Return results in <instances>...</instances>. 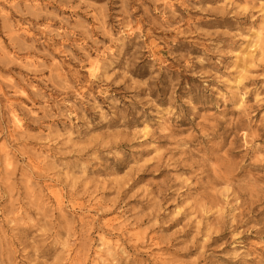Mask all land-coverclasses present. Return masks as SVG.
Returning a JSON list of instances; mask_svg holds the SVG:
<instances>
[{"label":"rangeland","instance_id":"obj_1","mask_svg":"<svg viewBox=\"0 0 264 264\" xmlns=\"http://www.w3.org/2000/svg\"><path fill=\"white\" fill-rule=\"evenodd\" d=\"M0 264H264V0H0Z\"/></svg>","mask_w":264,"mask_h":264}]
</instances>
